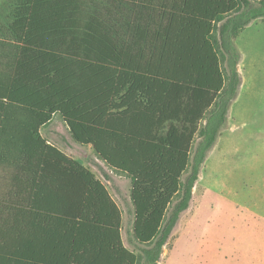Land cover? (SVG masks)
Listing matches in <instances>:
<instances>
[{
    "label": "trees",
    "instance_id": "1",
    "mask_svg": "<svg viewBox=\"0 0 264 264\" xmlns=\"http://www.w3.org/2000/svg\"><path fill=\"white\" fill-rule=\"evenodd\" d=\"M260 19L264 0H0V103L32 153L1 164L0 264H159ZM56 115L129 180L139 253L106 187L42 137Z\"/></svg>",
    "mask_w": 264,
    "mask_h": 264
},
{
    "label": "rangeland",
    "instance_id": "2",
    "mask_svg": "<svg viewBox=\"0 0 264 264\" xmlns=\"http://www.w3.org/2000/svg\"><path fill=\"white\" fill-rule=\"evenodd\" d=\"M234 43L240 52L238 96L159 264H264V19L252 22ZM15 112L0 103V177L3 162L17 166L32 158L13 124ZM40 133L106 187L121 211L123 244L139 253L131 244L129 180L108 169L90 146L77 144L60 116Z\"/></svg>",
    "mask_w": 264,
    "mask_h": 264
},
{
    "label": "crops",
    "instance_id": "3",
    "mask_svg": "<svg viewBox=\"0 0 264 264\" xmlns=\"http://www.w3.org/2000/svg\"><path fill=\"white\" fill-rule=\"evenodd\" d=\"M241 86V85H240ZM238 96V95H237ZM229 116V115H228Z\"/></svg>",
    "mask_w": 264,
    "mask_h": 264
}]
</instances>
